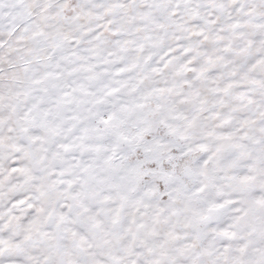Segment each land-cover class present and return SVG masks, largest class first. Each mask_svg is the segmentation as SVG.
Listing matches in <instances>:
<instances>
[{"label": "snow or ice", "instance_id": "6c2138e0", "mask_svg": "<svg viewBox=\"0 0 264 264\" xmlns=\"http://www.w3.org/2000/svg\"><path fill=\"white\" fill-rule=\"evenodd\" d=\"M0 264H264V0H0Z\"/></svg>", "mask_w": 264, "mask_h": 264}]
</instances>
